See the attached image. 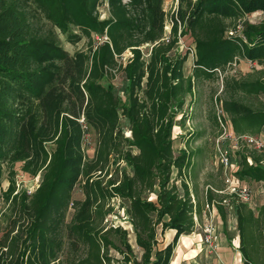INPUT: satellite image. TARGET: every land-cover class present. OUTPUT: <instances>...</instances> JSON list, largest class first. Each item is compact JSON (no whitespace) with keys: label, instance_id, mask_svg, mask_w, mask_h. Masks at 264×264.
<instances>
[{"label":"trees","instance_id":"obj_1","mask_svg":"<svg viewBox=\"0 0 264 264\" xmlns=\"http://www.w3.org/2000/svg\"><path fill=\"white\" fill-rule=\"evenodd\" d=\"M35 1L68 39L89 42L85 50L64 52L53 35L33 31L17 0H0V264H62L67 245L82 251L75 264H112L111 249L122 254L123 264H171L180 238L195 231L194 216L200 212L184 177L193 154L186 149L176 154L173 146V129L185 94L192 93L193 77L185 78L179 60L164 95L149 101L140 96L147 74L140 38L149 26L147 0ZM105 3L110 15L101 18L99 6ZM209 3L225 17L206 19L214 37L196 44L195 78L210 77L237 59L264 64V17L257 23L246 18L264 13V0ZM240 24L241 35H226ZM117 69L123 71L125 98L112 82ZM224 91L229 94L221 107L232 131L260 134L264 108L238 96L264 94V74L227 77ZM82 117L96 133L93 157L83 149ZM122 117L129 121L130 137L120 127ZM120 160L123 169L115 167ZM17 164L40 176L33 192L18 183ZM175 171L181 191L172 178ZM234 175L264 185V152L245 154ZM78 183L84 198L73 197ZM207 192L211 205L217 194ZM114 198L129 201L139 257L128 229L105 224ZM223 199L216 206L226 225ZM70 208L73 217L66 223ZM236 214L243 264H264V203L256 213L239 202ZM170 229L174 237L161 246L160 234Z\"/></svg>","mask_w":264,"mask_h":264},{"label":"rangeland","instance_id":"obj_2","mask_svg":"<svg viewBox=\"0 0 264 264\" xmlns=\"http://www.w3.org/2000/svg\"><path fill=\"white\" fill-rule=\"evenodd\" d=\"M20 9L26 15V18L35 33L40 35H53L58 42V46L64 52L73 54L78 50H85L88 46V38H79L77 41L72 37L68 39L67 35L62 31L60 26L50 20L45 11L38 5L35 0H17ZM201 1V2H200ZM210 0H147L149 9L147 31L140 35L143 43L141 45L144 58L146 60L147 74L143 80V88L140 96L145 100H152L161 97L170 89L173 66L179 60H182L183 74L185 78L193 77L192 93L185 94L186 102L184 107L179 111L176 119V127L173 129V146L176 154L186 149L193 154V166L188 169L184 176L189 184L190 192L195 198L197 207L200 212L196 215V229L193 232L185 233V241L182 242V236L178 242L177 249L174 252V258L171 264H243L242 254L239 252L240 238L237 223L236 205L238 200L227 194L216 192V200L221 197L227 198L224 206L227 208L226 225L222 220L219 209L215 212L213 208L206 206L208 190L211 187L215 190H222L225 187L224 179L226 170L221 161L216 157L215 141L223 132L221 121L224 123L229 116L222 112L221 100L228 98V94L224 91L225 80L227 77H236L243 79L249 75L250 78H256L263 75L264 64L251 62L247 59H240L232 63H228L223 67H219L210 77L201 75L195 78V60L197 58L196 44L198 41L210 42L214 35L207 25V17L215 15L221 18L225 17L222 9H214L209 3ZM225 12V10H223ZM101 18H107L110 15L107 3L99 6ZM264 13L257 11L247 15L246 18L257 23L263 20ZM228 21H230L228 19ZM73 32L80 34L75 26H71ZM241 24L238 31L229 30L226 35H241ZM93 39L100 42L97 35L94 34ZM130 56L127 54L125 58ZM120 59V61H124ZM119 61V62H120ZM114 86L120 90V94L125 98L122 91L126 87L123 79V71L117 69L116 77L112 79ZM243 101L249 103L255 109L264 108V94L259 96H247L240 94ZM120 127L126 136H131L129 131V121L122 117ZM225 130V129H224ZM83 141V149H85L88 157L95 154L96 133L90 128L86 133ZM230 149L231 158L235 162L238 170L240 168L242 158L245 154L249 155L254 149L247 146L233 147L234 143L230 139L223 144ZM136 153V149L134 150ZM249 159H251L248 156ZM118 161V158H116ZM252 160V159H251ZM116 164V163H115ZM120 165L121 169L126 165L120 160L115 167ZM18 174L17 181L23 188L35 190L40 184V176H31L23 172L21 164L16 165ZM130 172V167H127ZM175 171L172 175L173 181L179 186L181 191L182 180L176 177ZM8 172L4 175V188H8L7 181ZM254 191L259 190L254 197L256 213L259 212L261 205L264 203V185L255 181H250ZM73 197L84 198L82 185L78 183L74 189ZM114 206L111 215H108L105 224L114 226H123L129 230V242L132 243L134 254L138 257L141 254L140 247L135 242L136 235L134 226L131 224L127 207L129 201L126 199L114 198L112 200ZM3 207V199L0 195V210ZM217 208V207H216ZM73 217V210L67 212L66 223H69ZM216 226L217 241L213 246L206 244L202 240L205 228L208 222ZM161 231V230H160ZM173 229L167 230L160 234V245L165 246L170 243L174 237ZM193 242V244H192ZM183 248V249H182ZM182 249V250H181ZM82 251L73 252L67 245L61 253L62 264H75ZM112 264H123L122 254L116 249H111Z\"/></svg>","mask_w":264,"mask_h":264},{"label":"built area","instance_id":"obj_3","mask_svg":"<svg viewBox=\"0 0 264 264\" xmlns=\"http://www.w3.org/2000/svg\"><path fill=\"white\" fill-rule=\"evenodd\" d=\"M263 13V12H262ZM225 114V113H223ZM221 121L223 132L219 135V137L215 141L216 145V157L219 161H221L223 167L226 170L225 174V187L222 190L213 189L211 187V190L219 192L220 194H227L229 198L233 197L239 202L245 204L246 206L255 209V203H254V197L255 192L253 191V188L251 187L249 180H242L239 179L237 176L234 175L236 171V164L231 158V151L227 147H225L223 144L226 140L230 139L233 141L234 145L233 147L238 146H247L254 150H257L259 152H264V126L261 130L260 134L258 135H252V134H245V135H238L232 131L230 128V125L225 121L224 123ZM80 122L83 124L84 129V139L86 138V133L88 132V125L85 123V118H81ZM225 129V130H224ZM29 192H33V190H29ZM227 201V198L224 197V199L221 201V203L224 205V203ZM193 203L196 204L195 198L193 196ZM217 201H213L211 205L208 203L206 204L207 208L211 207L215 212L218 208ZM197 214H195L194 218L196 219ZM202 240L206 242V244H209L210 246H213L214 243L217 241L216 239V226L214 223L208 222L205 228V233L203 235Z\"/></svg>","mask_w":264,"mask_h":264},{"label":"crops","instance_id":"obj_4","mask_svg":"<svg viewBox=\"0 0 264 264\" xmlns=\"http://www.w3.org/2000/svg\"><path fill=\"white\" fill-rule=\"evenodd\" d=\"M256 182V181H255ZM259 183V182H258ZM260 183H262V182H260ZM253 188V187H252ZM253 191H254V189H253ZM255 192V195L257 194V193H260V191L259 190H257V191H254ZM192 244H193V242H192ZM183 249V248H182ZM181 249V250H182ZM172 263V262H171Z\"/></svg>","mask_w":264,"mask_h":264},{"label":"bare ground","instance_id":"obj_5","mask_svg":"<svg viewBox=\"0 0 264 264\" xmlns=\"http://www.w3.org/2000/svg\"><path fill=\"white\" fill-rule=\"evenodd\" d=\"M185 239H186V237L184 236V237H182V242H184L185 241Z\"/></svg>","mask_w":264,"mask_h":264}]
</instances>
